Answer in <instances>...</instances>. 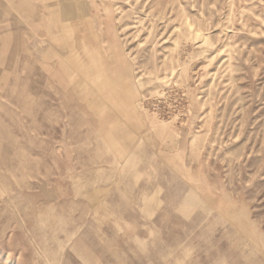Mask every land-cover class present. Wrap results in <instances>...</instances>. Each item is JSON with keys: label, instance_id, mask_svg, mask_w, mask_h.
<instances>
[{"label": "rangeland", "instance_id": "rangeland-1", "mask_svg": "<svg viewBox=\"0 0 264 264\" xmlns=\"http://www.w3.org/2000/svg\"><path fill=\"white\" fill-rule=\"evenodd\" d=\"M57 2L0 0V264H264V0Z\"/></svg>", "mask_w": 264, "mask_h": 264}, {"label": "bare ground", "instance_id": "bare-ground-1", "mask_svg": "<svg viewBox=\"0 0 264 264\" xmlns=\"http://www.w3.org/2000/svg\"><path fill=\"white\" fill-rule=\"evenodd\" d=\"M54 1H56V0H54ZM64 1H69V0H58L57 4L54 5L53 13L55 15L57 14L59 17L62 18V21L67 22V23H72V22H76V21L80 20L82 18L83 13H84V6L83 5L82 6L81 5H71L70 3H66ZM82 30H83L82 27H75L74 26V27L69 28L68 32L70 34L67 33L69 36V40L70 39L76 40L78 38V36L80 35V33L82 32ZM83 43H79L80 46L78 45L77 47H80L81 49L76 48L75 49L76 51L74 50V53L76 52L77 54H74V56L72 55L71 59L75 63V66L76 67L78 66L85 73H95V71L93 70L92 66L88 63V61L86 60V57L83 53L82 49H84V47H85V46H82ZM90 44H92V42L90 40H87L86 45L89 46ZM97 54L98 55L95 56L96 57L95 59L98 61V64H101V57L99 56L100 53H97ZM121 60H123V59H121ZM113 69L114 68H112L110 70L113 71ZM106 73H109V72H106ZM101 76H103V75H101ZM101 76L97 77L95 79V82L100 86L102 84L109 83L112 85V91L113 92H117L116 90H119L121 93L127 95L125 98V101H126V107L128 108V112L131 115V117L137 116L138 113L136 111L137 107L134 105L135 104L134 96H132V95H130V97L128 96L129 86H128L127 78H125L123 76L121 78H114V77H111L108 75L107 79L104 80V79H102ZM113 110L115 111V108ZM134 110H135V112H134Z\"/></svg>", "mask_w": 264, "mask_h": 264}]
</instances>
